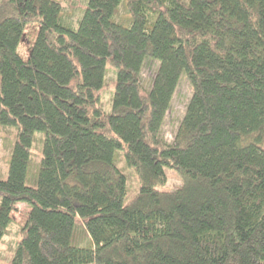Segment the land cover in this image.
I'll return each mask as SVG.
<instances>
[{"label": "trees", "instance_id": "trees-1", "mask_svg": "<svg viewBox=\"0 0 264 264\" xmlns=\"http://www.w3.org/2000/svg\"><path fill=\"white\" fill-rule=\"evenodd\" d=\"M64 2L80 5L76 28L59 1L0 0V126L16 130L0 240L16 205L29 207L9 264H264V0H124L128 26L115 21L122 0ZM29 24L39 28L23 60ZM146 57L159 61L149 89ZM183 72L191 97L167 142ZM116 150L139 187L127 203ZM164 168L181 181L173 191L158 189ZM77 218L89 247L70 242Z\"/></svg>", "mask_w": 264, "mask_h": 264}, {"label": "rangeland", "instance_id": "rangeland-1", "mask_svg": "<svg viewBox=\"0 0 264 264\" xmlns=\"http://www.w3.org/2000/svg\"><path fill=\"white\" fill-rule=\"evenodd\" d=\"M61 3L63 9V15H70L69 20L71 26L77 24L76 21L80 17V5L77 4L76 8H70L64 0H56ZM123 1L118 6V12L116 16V22L121 23L124 26H128L130 23V15L123 8ZM188 1V0H184ZM127 21L125 22V20ZM37 24H29L25 27L22 38L18 45L17 51L19 56L26 60L31 47L36 39L38 32ZM145 62L142 65V78L147 89L152 85L153 78L159 64L149 57L145 58ZM106 71L108 74L105 77V89L102 96L103 108L105 112H110L112 109V96H113V83L115 76L111 71L110 67L107 66ZM191 97V88L186 80L185 73L183 72L178 80L177 87L172 96L168 110L166 111L160 135L167 141L172 142L175 133L178 129L179 123L185 113L186 106ZM16 130L13 127L0 126V177L7 175V167L10 160L11 151L15 143ZM44 136L40 132L34 133V139L30 149V157L27 166L26 184L34 186L37 179V174L40 168V158L42 151V143ZM113 162L119 168L126 178V196L124 203L129 202L139 191L138 183L135 178L133 171L125 163V159L120 150L114 151ZM167 175V182L165 185L159 187L161 191H173L178 188L181 181L177 173L170 168H164ZM5 174V175H4ZM18 205V204H17ZM29 211V207L26 204H20L16 208V211L11 213L12 222L8 227L6 234L0 240V264H9L14 256L15 249L18 244V231L19 228L24 224L25 214ZM70 242L74 246L78 247H89L91 242L88 236L85 234V230L77 218L72 229Z\"/></svg>", "mask_w": 264, "mask_h": 264}, {"label": "crops", "instance_id": "crops-1", "mask_svg": "<svg viewBox=\"0 0 264 264\" xmlns=\"http://www.w3.org/2000/svg\"><path fill=\"white\" fill-rule=\"evenodd\" d=\"M20 204H24V203H19L18 205H16V208L19 207Z\"/></svg>", "mask_w": 264, "mask_h": 264}]
</instances>
